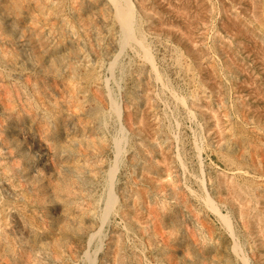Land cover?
Returning <instances> with one entry per match:
<instances>
[{
    "label": "rangeland",
    "instance_id": "374dc122",
    "mask_svg": "<svg viewBox=\"0 0 264 264\" xmlns=\"http://www.w3.org/2000/svg\"><path fill=\"white\" fill-rule=\"evenodd\" d=\"M129 2L0 0V264H264V0Z\"/></svg>",
    "mask_w": 264,
    "mask_h": 264
},
{
    "label": "bare ground",
    "instance_id": "6f19581e",
    "mask_svg": "<svg viewBox=\"0 0 264 264\" xmlns=\"http://www.w3.org/2000/svg\"><path fill=\"white\" fill-rule=\"evenodd\" d=\"M112 2H113V5H114V7H115V10H116V17H118V18H116V20H118L119 19V22L118 23H120L121 24V27L120 28H122V32H121V34H122V43L125 45H127V44H133V42H135V41H137L138 39L136 38L137 36H136V33H135V31H134V20H135V9H134V7H133V5L129 2V0H111ZM136 30V29H135ZM137 31V30H136ZM119 37V36H118ZM134 39H135V41H134ZM140 41V40H139ZM143 44V43H142ZM137 44L135 43V46H136ZM144 45V44H143ZM138 46H139V44H138ZM135 48V47H134ZM130 49H131V47H130ZM136 49V48H135ZM145 49V48H144ZM132 51V50H131ZM133 51H134V49H133ZM133 51H132V53H133ZM138 51H140V49L138 50ZM144 52V51H143ZM117 53V52H116ZM138 53V52H137ZM136 53V54H137ZM119 54V53H118ZM135 54V55H136ZM135 55H134V57H135ZM139 55V54H138ZM137 55V56H138ZM147 56H149V53L147 52V54H146ZM120 56V55H119ZM140 56H142V54L140 55ZM139 56V57H140ZM143 57H145V55L143 56ZM113 59H116L115 57L113 58ZM143 59V58H142ZM147 59H148V57H147ZM150 59V58H149ZM148 59V60H149ZM145 60H146V58H145ZM152 60V59H151ZM113 62V61H112ZM151 62V61H150ZM2 68V67H1ZM107 71V70H106ZM158 73V72H157ZM159 74V73H158ZM111 75V74H110ZM114 75V74H113ZM109 76V75H108ZM110 78V77H109ZM113 78V77H112ZM158 80H159V78H158ZM106 81V80H105ZM163 84H164V82H163ZM166 87V86H165ZM107 93V92H106ZM113 106V105H112ZM117 108H118V106H116ZM113 109H114V107H113ZM121 125V124H120ZM122 127L120 128V131H121V133H122ZM123 134V133H122ZM124 136V135H123ZM114 138V137H113ZM124 138V137H123ZM116 146H117V150H118V153H117V158H118V156H119V153H120V150L122 149V138H121V136L120 137H118L117 138V140H116ZM116 150V151H117ZM118 163V162H117ZM116 167L117 166H115L114 168H111V170H110V178L109 179H111L112 180V178H113V176H114V174H115V171H116ZM113 184V183H112ZM112 184L110 185V187H108V193H107V198H106V212H105V214L103 215V217H104V220L103 221H105L107 218H108V215H109V213H110V210H112L113 208H114V203H115V195H114V193H113V189H112ZM104 201V200H103ZM8 207V206H7ZM104 210V209H103Z\"/></svg>",
    "mask_w": 264,
    "mask_h": 264
}]
</instances>
